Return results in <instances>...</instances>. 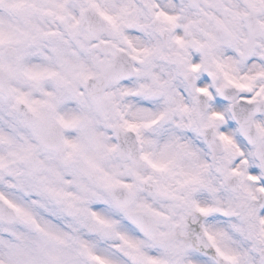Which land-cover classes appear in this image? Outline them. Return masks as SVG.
<instances>
[{"label": "snow or ice", "instance_id": "6c2138e0", "mask_svg": "<svg viewBox=\"0 0 264 264\" xmlns=\"http://www.w3.org/2000/svg\"><path fill=\"white\" fill-rule=\"evenodd\" d=\"M0 264H264V0H0Z\"/></svg>", "mask_w": 264, "mask_h": 264}]
</instances>
